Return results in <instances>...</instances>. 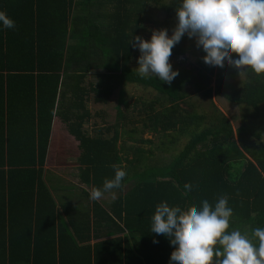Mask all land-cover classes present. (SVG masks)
I'll list each match as a JSON object with an SVG mask.
<instances>
[{"label":"trees","instance_id":"obj_1","mask_svg":"<svg viewBox=\"0 0 264 264\" xmlns=\"http://www.w3.org/2000/svg\"><path fill=\"white\" fill-rule=\"evenodd\" d=\"M179 4L168 0V17ZM152 5L163 7V0H0L16 24L0 29V264H169L172 246L150 232L162 201L188 210L224 195L233 209L229 230L251 235L264 227V142L246 137L247 122L264 121V76L245 71L238 80L236 68L227 76L202 60L179 70L170 84L139 77L131 40ZM94 41L117 72L92 71ZM189 41L185 34L170 58L185 56ZM126 83L156 96L133 104L135 113L129 102L125 110L117 103V124L98 125L107 114L92 111L91 101L107 104ZM199 94L237 104L241 125L235 129L215 104L211 112L199 109L193 102ZM55 119L79 142L82 184L66 187L69 204L54 197L45 169ZM175 128L190 140L166 162L137 145L153 143L138 134L162 137ZM113 165L127 172L113 190L116 199L107 206L90 200V190L114 175Z\"/></svg>","mask_w":264,"mask_h":264},{"label":"clouds","instance_id":"obj_2","mask_svg":"<svg viewBox=\"0 0 264 264\" xmlns=\"http://www.w3.org/2000/svg\"><path fill=\"white\" fill-rule=\"evenodd\" d=\"M15 26V21L0 10V29ZM185 34L195 38L209 67L223 71L227 64L239 74L251 71L264 76V0H180L170 35L168 29L160 28L153 29L148 39L132 38V47L139 51L137 75L170 84L178 70L169 58ZM113 169L114 175L106 178L102 187L90 190V200L97 201L105 193L114 196L113 190L122 187L127 172L116 165ZM183 187L192 191L189 183ZM232 215L224 195L214 204L204 199L199 207L188 210L162 201L151 216L150 232L164 236L172 246L169 264H264V227L252 229L251 235L229 230Z\"/></svg>","mask_w":264,"mask_h":264},{"label":"rangeland","instance_id":"obj_3","mask_svg":"<svg viewBox=\"0 0 264 264\" xmlns=\"http://www.w3.org/2000/svg\"><path fill=\"white\" fill-rule=\"evenodd\" d=\"M168 0H163V7H156L152 5L148 9V15L144 23V28L141 31L140 36L148 39L151 36L153 29L166 28L168 29L169 35L176 23V15L168 17L164 6ZM92 49L94 55L92 56V71L93 72H117L119 69L113 64H108L106 60H103L100 53H103L101 47L97 45L94 41L92 44ZM100 54V55H99ZM204 52L201 48H198L195 44V38H191L189 41V49L185 56L178 58H169L172 67L176 70H182L184 68H190L193 65H198L202 61ZM107 56V55H106ZM139 56V51H135L134 66L137 67V57ZM235 57L236 54H233ZM230 66L225 65L223 72L229 76ZM236 78L238 80H243L245 78V71L236 70ZM120 89L124 90L123 96L119 95ZM120 96V100H118ZM156 96V92L151 88H145L138 84L126 83L121 85L118 89L114 91V94L107 104H98L91 101L90 107L92 111L102 109L107 114V121H103L101 118L96 119L97 124L100 126L110 125L114 126L117 124L118 113H117V103L121 104V107L125 110V102L131 104V109L129 113H135L132 110V105L135 104L138 107L149 103ZM193 102H195L199 109L211 112L213 111V104H215L221 111H223L232 121L234 128L237 129L242 121L240 119L241 108L237 104L228 103L222 97L213 96L212 98L205 97L204 95H196L193 97ZM131 110V111H130ZM264 115V109L262 111ZM263 119H255L247 122V140L251 144H255L258 141L264 142V129ZM58 125V126H57ZM140 126V124L137 123ZM89 129L94 127V123L89 122L86 125ZM53 135L51 142L49 144V151L47 157V169L50 173L60 172V182L76 184L79 183V171H78V144L72 136H70L61 126L59 121L56 122L55 127L53 126ZM124 133V140L128 143H134L133 140L129 138L128 133L121 129ZM261 132L262 136L260 139L254 136V133ZM145 139L153 140V143H138L145 148H152L154 151V159L161 160L162 162L168 161L173 155H177L181 150L188 144L190 136L181 132L178 128L171 129L166 132L162 137L154 135L150 132H144L143 134H138ZM73 197V196H71ZM117 195L113 196L112 193H105L101 199H99L105 206L109 205L112 201L116 199Z\"/></svg>","mask_w":264,"mask_h":264},{"label":"crops","instance_id":"obj_4","mask_svg":"<svg viewBox=\"0 0 264 264\" xmlns=\"http://www.w3.org/2000/svg\"><path fill=\"white\" fill-rule=\"evenodd\" d=\"M57 121L58 120L55 119L54 124H53L54 127H55V124H56ZM53 131L54 130H52V135H53ZM51 138H52V136H51ZM47 157H48V155H47ZM45 169L49 171V169H47V164L45 165ZM48 175L50 177H53L52 180H51L50 185L52 186V188H51L52 189V193H53L54 197L57 199V201H59L61 203L62 202H65V201L66 202L72 201L73 200L72 197L70 195H68L67 192H66V190H65L67 186H71L72 184H70V183H64V182L61 183L60 180H59L60 177H61V173L59 171L58 172H53V173H50V171H49V174ZM81 184L82 183L80 181L79 183H76L74 185H81ZM83 187H86V185L83 184ZM63 199L65 201H62ZM73 203L75 204V201ZM68 204H69V202H68Z\"/></svg>","mask_w":264,"mask_h":264}]
</instances>
